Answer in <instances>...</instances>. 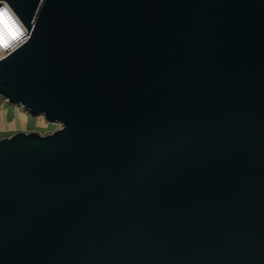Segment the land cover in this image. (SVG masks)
<instances>
[{"label": "water", "instance_id": "95a60500", "mask_svg": "<svg viewBox=\"0 0 264 264\" xmlns=\"http://www.w3.org/2000/svg\"><path fill=\"white\" fill-rule=\"evenodd\" d=\"M0 264H264V0H0Z\"/></svg>", "mask_w": 264, "mask_h": 264}, {"label": "crops", "instance_id": "0c3cea01", "mask_svg": "<svg viewBox=\"0 0 264 264\" xmlns=\"http://www.w3.org/2000/svg\"><path fill=\"white\" fill-rule=\"evenodd\" d=\"M28 121V114L21 109L15 108L11 110L4 105L1 106L0 139L11 137L17 132H25V126L27 125Z\"/></svg>", "mask_w": 264, "mask_h": 264}, {"label": "snow or ice", "instance_id": "6c2138e0", "mask_svg": "<svg viewBox=\"0 0 264 264\" xmlns=\"http://www.w3.org/2000/svg\"><path fill=\"white\" fill-rule=\"evenodd\" d=\"M25 35L8 5L0 6V47L8 48L12 41H18Z\"/></svg>", "mask_w": 264, "mask_h": 264}, {"label": "rangeland", "instance_id": "374dc122", "mask_svg": "<svg viewBox=\"0 0 264 264\" xmlns=\"http://www.w3.org/2000/svg\"><path fill=\"white\" fill-rule=\"evenodd\" d=\"M0 105L1 106L4 105V106L8 107V109H11V110L15 109V108H19L22 111H24L19 106L9 104L8 101L4 97H2L1 95H0ZM28 116H29V121H28L27 125L25 126V133L36 132V133L40 134L41 136H48V135H51V134L57 132L58 130H60L62 128V125L59 123L47 122L43 116L32 117L29 114H28Z\"/></svg>", "mask_w": 264, "mask_h": 264}, {"label": "clouds", "instance_id": "9594fccd", "mask_svg": "<svg viewBox=\"0 0 264 264\" xmlns=\"http://www.w3.org/2000/svg\"><path fill=\"white\" fill-rule=\"evenodd\" d=\"M6 5H7V4H6ZM8 7H9L10 11H11L12 14H13L14 12L12 11V9L10 8L9 5H8ZM13 15H14V17L17 19V17L15 16V14H13ZM17 22L21 25L22 30L24 31L25 35H24L23 37H21V39L18 40V41H12L11 44H10V46H9L8 48L0 47V51H10V50H14L15 48L19 47L20 45H22V44L24 43L27 34H26V31H25L24 28H23L22 23L19 22L18 19H17Z\"/></svg>", "mask_w": 264, "mask_h": 264}, {"label": "built area", "instance_id": "2783aa9c", "mask_svg": "<svg viewBox=\"0 0 264 264\" xmlns=\"http://www.w3.org/2000/svg\"><path fill=\"white\" fill-rule=\"evenodd\" d=\"M14 14V13H13ZM28 40V37L26 36V39L24 41V43ZM23 43V44H24ZM21 46V45H20ZM19 46V47H20ZM17 47V48H19ZM17 48H15L14 50H10V51H0V60H2L3 58L7 57L9 54H11L12 52H14Z\"/></svg>", "mask_w": 264, "mask_h": 264}, {"label": "bare ground", "instance_id": "6f19581e", "mask_svg": "<svg viewBox=\"0 0 264 264\" xmlns=\"http://www.w3.org/2000/svg\"><path fill=\"white\" fill-rule=\"evenodd\" d=\"M23 28H24V26H23ZM24 30L26 31V29L24 28Z\"/></svg>", "mask_w": 264, "mask_h": 264}]
</instances>
